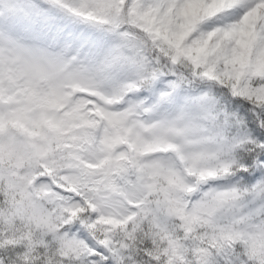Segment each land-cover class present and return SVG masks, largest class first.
<instances>
[{"label":"snow or ice","instance_id":"6c2138e0","mask_svg":"<svg viewBox=\"0 0 264 264\" xmlns=\"http://www.w3.org/2000/svg\"><path fill=\"white\" fill-rule=\"evenodd\" d=\"M0 264H264V0H0Z\"/></svg>","mask_w":264,"mask_h":264}]
</instances>
